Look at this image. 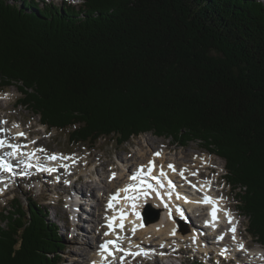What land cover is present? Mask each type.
<instances>
[{"label": "trees", "instance_id": "trees-1", "mask_svg": "<svg viewBox=\"0 0 264 264\" xmlns=\"http://www.w3.org/2000/svg\"><path fill=\"white\" fill-rule=\"evenodd\" d=\"M42 2L0 0V90L69 143L199 141L264 245V0ZM12 202L0 264H57L58 224L35 199Z\"/></svg>", "mask_w": 264, "mask_h": 264}, {"label": "rangeland", "instance_id": "rangeland-1", "mask_svg": "<svg viewBox=\"0 0 264 264\" xmlns=\"http://www.w3.org/2000/svg\"><path fill=\"white\" fill-rule=\"evenodd\" d=\"M51 1H53L56 5L61 4V0H51ZM66 1L70 2L75 7H77L81 2L80 0H66ZM39 3L40 5H42L41 2ZM6 91H10L8 92L10 93V96L8 97L7 101L5 100L4 95H3L5 94ZM19 97H20V93L17 91L16 87L14 86L9 87L3 91H0V118L4 117V118L9 119L8 122L11 127H13V125L16 124V125H21L22 128L28 129L30 132H37L38 137L41 138V141L43 142L45 146L48 147V149L54 150V152L61 151V153L63 152L68 156H71V155L75 156V159L77 160L76 163L80 167L83 164L84 160L85 162L87 160L89 164L92 161V163L95 165L96 163L99 164L98 160L100 159L102 161H105L106 166L104 167L97 164L96 168L93 169V167L88 165V167H85L84 169H82V171H80V172H83L84 178L80 177L79 181L81 183L77 184V186L75 185L74 187H76L77 193H78V190L81 192V196H82L81 198H83V201H85V203L81 204L78 209L80 210L79 212L82 216L86 215L83 213L87 212L86 210H88V203L86 202H91L93 204H100V206H103L105 197H102L101 193H102V187L105 183L104 181L107 180L109 177H113L114 175L112 176L111 175L112 173L117 174V171H112L114 169L120 170L118 171V173H121V175L125 173L123 168L121 167V160L127 158V159H130L131 162H135L136 161L135 159L139 157V154L143 150L150 151L147 146V143L149 142V138L153 139L152 141L155 142L151 146L152 150L153 149L163 150L162 147L165 148L164 145L166 144L171 145L170 151L167 150V148L164 151L165 152L164 156H166V158L167 157H174V158L182 157L185 160L187 159L191 160V159H194L192 158V156H189L192 151H201L202 153L204 152L209 153L208 151L204 149V146L200 144L199 141H190L186 146H180L179 144H177L175 141L171 140L170 138L157 137L153 135L152 133H144V134H141L142 136L139 135L137 137H133L128 142L121 144V145H118L116 141L112 138H102L94 146H89L87 144H80V143H69L67 140L68 136H67L66 131L57 130V129H51V130L49 129L45 131L44 133L43 129L46 127L42 124L39 125L38 116L34 115L30 110H28L25 107L16 106V102ZM212 160L214 162L213 164L214 173L216 175L220 174L221 178H224L225 161L216 155L212 158ZM75 170L77 171V168H75ZM61 172L66 174V169H62ZM34 176H35L34 177L35 179L32 180L33 183H24V182L14 181L8 188L6 195L0 194V211L4 208H8L11 206V204L13 203L12 198L14 196L19 197L21 201H23V203L25 204L27 203L29 198L35 199L38 203H40L47 209L48 218L51 221L58 224V228H59L58 232L60 234V240L64 248H60V250L57 251L56 263L57 264H82L80 263L81 260H83L84 263L87 262L89 260V257L94 255V250L88 246L84 249V252H83L82 247H79V245H77L78 242L75 241L76 238L77 240L80 239L78 241H81L82 240L81 237H84V238H87V237L83 236L82 234H79L80 236L76 235L75 236L76 238L72 237L71 228L68 227L67 229L65 225V223L70 224L69 211L71 210L72 206L69 205V201L71 202V199L68 195V190H69L68 181L72 176H68L67 180L65 179V177H63L64 179H61L62 180L61 182L59 180V184H55L56 181H54V179H47V177L39 175V174H34ZM89 179L91 180V183H92V190H91V187L89 186L87 189V186L85 184V182ZM34 185L35 187H33ZM106 185L107 184L105 183V187ZM217 189L218 190L222 189V184H219L217 186ZM224 189L226 192L229 191V195L227 194V196L229 198L228 200L229 205L231 203L230 207L232 206L231 208H234L237 211L238 213L237 217L240 218V222H241L240 233L243 236V239L248 241V248L250 249V251H248L249 258L253 256L254 259L258 260L260 258L258 250L261 249L264 251V248L259 246L256 243V241L252 239L250 234L245 230L247 219L245 216L242 217L241 215H239V212H238L239 209L237 207V200L235 196V193L237 190L229 189L227 186H225ZM61 199L63 201H59ZM98 212L99 210H96V213ZM90 217H93V215L91 214ZM81 218L82 220H84V217H81ZM183 220H185L184 216H183ZM190 222H191V218H190ZM192 225H193V220H192ZM80 227H82L84 231L85 230L88 231L86 232V234H89L90 241H94L92 238V235H93L92 229H95L97 231V229L95 228L94 222L92 223L91 221H89V219H87L82 222ZM78 228L79 227H76L77 231H78ZM97 236H99V234ZM200 243H201L199 246L200 252H195L196 251L195 248L190 249L187 252H182L181 254L182 258H184L186 261L185 264H191L192 260L195 258L198 259V261H203L204 259L207 260V257L205 254L209 256L210 254L209 249L218 248L217 245H214V244L211 245L209 241L206 243L204 239H201ZM95 244H96V241H95ZM183 246H186L185 242L183 243ZM156 247L153 246V248H156ZM73 251L75 254L77 253L79 254L83 252L85 253L84 256L86 257L83 259L77 258L75 261H73L75 259V256H72V255H75ZM227 252H230V251H227ZM237 253H238V256H235L232 254L233 257H231V254H230L228 255V257L230 256L231 258L237 259L238 261L241 259V261L244 262L243 258L245 254L242 255L241 252H235L234 254H237ZM213 256L216 257L215 254H213ZM146 260L147 258H144V259H141L135 262L134 264H149ZM217 260L220 261L222 259H219L218 257ZM218 261H217V264H218ZM233 262L234 260L233 261H229V259L222 260V264H233ZM235 264H241V263L235 262ZM243 264H247V263H243ZM251 264H253V262H251ZM260 264H262V262H260Z\"/></svg>", "mask_w": 264, "mask_h": 264}, {"label": "bare ground", "instance_id": "bare-ground-1", "mask_svg": "<svg viewBox=\"0 0 264 264\" xmlns=\"http://www.w3.org/2000/svg\"><path fill=\"white\" fill-rule=\"evenodd\" d=\"M8 92H10V91H6L5 94H3L6 101H7L8 97L10 96V93H8ZM39 123L42 124L40 121H39ZM3 127H7V126L0 125V128H3ZM8 128H9L10 134L8 136L0 135V141H4V143L12 141L11 145L18 143L14 137V134H16V132H19V131L30 132L29 130L25 131L24 128L21 127V125H16L15 127H14V125H13V127L8 125ZM46 129H48V128L46 127ZM44 133H45V131H44ZM152 140L153 139L149 138V142L147 143L148 149L150 151L143 150L139 154V157L138 158L136 157L137 159H135L136 160L135 162H131V160L127 159V158L121 160V167L123 168L125 173L123 175H121V173H118V171H120V170L114 169L112 171H117V174L115 173L117 178L112 179V177H109L107 180L104 181L107 185L105 187V183H104V185L102 187L101 196L105 197L103 206H100V204H91V206H93V207H90L88 209V213L90 215L92 214L93 217L89 216V217H86L84 220H82V218L79 219V222L76 225V227H79V228H78V231L77 230L75 231L74 235L80 236L79 234H82L83 236H86L87 238L81 237L82 240L78 241L80 239L77 240V238L74 235H73V237L76 238L75 241L78 242L77 245H79V247H82L83 252H84V249L88 246L91 247L95 252V248H97V244H95V240L96 239L98 240V238H97V237H99V236H97L98 234L101 235V239H106V238H120V239H122V240H120V245L117 248H118V250L123 249L127 253H129L131 251V249L134 250L137 247V245L143 246L144 248L149 249V250L155 249V248H153V246L154 247L158 246L163 239L169 240L175 244H179L180 242H183L185 239L187 241H190V239L192 238L191 237L192 233L189 232L191 225H189L186 221H183V216L181 214V211L180 210L178 211V208H180V206H182L180 204L181 202L184 204V206H187V209H186V212L184 213V215H187V216L189 215V217L191 218V222L193 219H195L197 223L207 227V229H208L207 236L210 237V239H212L211 242H209V243H211V245L214 244L217 246L220 243L218 240H215V238H216V236H218V232H219L218 227L222 224L223 219L220 216L215 215V220H213V217L210 216L208 213V210L210 212H212L213 208L212 209L206 208V211H203L205 224L202 223L199 220L197 213L193 208V202L192 201L195 200V198H193L191 196L190 190H187V187L192 185L195 182V179L198 177L194 173L196 169L204 170L205 172H207V171H210L214 168V165H213L214 162H213L212 158L215 155L211 154V153H206V152L202 153L201 151H192L189 156H192V158H194V159H191V160L190 159L185 160L182 157L181 158L180 157H175V158L174 157H167L166 158V156H164V154H165L164 151L166 150V148L168 149V146L165 145V148L162 147L163 150H159V149H153L152 150L151 146L155 143ZM40 141H41V138H40ZM35 143L31 142V140H27L25 142V144L23 142H21V145L24 149V151L21 155L23 157H28L29 152L33 151V146L35 145ZM17 146H19V145H17ZM39 150H45V148L42 147ZM39 150H36V151H39ZM59 152H61V151H59ZM59 152H56V153H59ZM156 153H159V155H155ZM52 156L56 157V159H53V160H56L57 164H62V166H63L62 169H64L65 167L67 168L65 175H68L70 172H73L72 177L77 176L78 180H80L79 175H80V173H81L80 171H82V169H84L85 167H88V165L93 167V169H94V168H96V165L98 164V163H96V165H95L91 161V163H90L91 165H90L89 162H87V160H86V162L84 160L83 164L80 167L77 165V163H76L77 160L75 159V156H73V155L68 156V155H64L63 153H61L60 155L59 154H56V155L52 154L51 157ZM98 161H99L98 165H101L103 167L106 166L105 161H102L101 159ZM153 161L155 162V164H154L153 169H151V165L149 162H153ZM169 165H172L175 170H173V168H169ZM75 168H77V171L75 170ZM137 170L141 174H146V173L149 174L148 179L150 181L148 184H149L150 188L152 189V192L148 193V194L145 193V195L147 194V199L149 200V203H146L144 206L146 208L153 207L154 209H157L160 213L159 219L156 221H151L149 218L143 219L144 214L140 208L142 206V203L139 202L136 206V214H139V219L141 221L138 226L137 225H133V226L127 225L125 228H119L118 227L119 220H117V221L113 222L116 225V228L109 229L108 226L106 225L105 221L109 217V213L115 205L113 197H115L116 195H119L122 188L124 186L128 185L127 181L129 180L130 177H132V175ZM181 172L183 173V175H181ZM212 172H214V171L212 170ZM113 174L114 173H112L111 175H113ZM56 175H58V174H55V176ZM2 177H4V176H2ZM64 177L67 180L68 176H64ZM166 177L170 178L172 180H175L176 184H175V186H173V188L169 186L170 180L167 179ZM154 178H160V181L162 182V187L160 189H159L158 185H155V184L159 183L158 179H156V181L153 184ZM211 179L218 180L219 178L216 176H211V177H209V180H211ZM136 180L139 181L140 180L139 177L136 178ZM163 180L165 181V183L163 182ZM7 184L10 187L11 184L8 182H7ZM85 184L87 186V189L89 186V187H91V190H92V183H91L90 179L87 180L85 182ZM0 186L2 189L4 188V187H2V185H0ZM73 189L77 193L76 187L73 186ZM153 189H154V191H153ZM222 195H223V199L221 201V204H223L221 207L222 210L223 211H232L236 215H238L237 211L234 208H231L232 206L230 207L231 203L229 205V203H228L229 198L227 196V193L222 191ZM218 196H220V195H218ZM75 199L76 198H73V200H75ZM110 202L112 204V207H109ZM95 208H97V209H95ZM94 209H95V211H94ZM96 210H99V212L96 213ZM79 211L80 210H78V212ZM238 212L240 213V210H238ZM186 213H188V214H186ZM236 218H238V217H236ZM87 219H89V221H91L92 223L94 222L95 228L97 229V231L95 229H92V232H93L92 238L94 241H90L89 234H86V232H88V231H86V230L84 231V229H82V227H80L82 222L87 220ZM233 223H236L239 226V232H240V230H241L240 218H238L237 220L234 219ZM195 226L199 230L200 229H201V231L203 230V228L197 226L193 220V227L195 228ZM175 227L179 228L176 235L172 234V232H171L172 229H174ZM233 228L235 229V227H233ZM133 230H135V231H133ZM183 231H185V232L183 233ZM224 232L226 233L225 230H224ZM106 233H107V235H106ZM198 238H199V241L202 239V238H200V236ZM238 238L241 239L238 236H237V239L231 238L232 242L229 239L225 238L224 244L231 243L232 244L231 247L235 246V248H230V247H227V244L223 245L224 247H226V249H225L226 251H230L231 257H233V255L238 256V253L237 254H234V253L237 251L240 252L239 246H238V244H239ZM203 239L206 243L208 242V239L206 237ZM223 239L224 238H222L220 240H223ZM242 240L244 241V243H246V246L243 245L244 246L243 251L241 252L242 255L245 254L244 255L245 259L243 258V261H244L243 263L251 264V262H253V264L254 263L260 264V262H262V264H264V253H263L264 251L261 249L258 250L259 257H260L258 260L254 259L253 256L249 258V252L248 251H250V249L247 246L248 241H246L244 239H242ZM236 248H237V251L235 250ZM83 252H81L79 254L78 253L75 254L73 251V253L75 254V255H72V256H75V259L73 261H75L77 258H80V259L85 258L86 256H84L85 253H83ZM86 254H87V252H86ZM205 255L207 257V260L204 259V261L208 262L209 256H207V254H205ZM220 255L223 256V253H221ZM93 260H94V255L90 256L89 260L87 262L84 263V261L81 260L83 262L80 261V263L90 264V261H93Z\"/></svg>", "mask_w": 264, "mask_h": 264}, {"label": "snow or ice", "instance_id": "snow-or-ice-1", "mask_svg": "<svg viewBox=\"0 0 264 264\" xmlns=\"http://www.w3.org/2000/svg\"><path fill=\"white\" fill-rule=\"evenodd\" d=\"M16 125H14V127H15ZM19 135H23V133H19ZM3 146H5V144H4V141H0V147H3ZM8 147H10V148H12L13 149V151H15V149H16V147L17 146H15V145H7ZM155 155H159V153H156ZM50 159H56V157L55 156H52V157H50ZM150 163V165H151V162H149ZM169 168H173V166L172 165H169ZM11 169H10V167L8 166V165H6V164H4V163H0V171H10ZM173 170H175L174 168H173ZM113 175H115V174H113ZM181 175H183V173L181 172ZM132 179H135V176H133V177H131ZM128 189L127 188H125L124 189V191H127ZM116 197H113V199H115ZM203 202H205V203H213V205H215V202L214 201H211L208 197H205L204 198V201ZM109 207H112V204H111V202L109 203ZM133 207H134V205H133ZM215 211H216V209H215V206L213 207V210H212V212H211V215H212V217H213V220H215ZM121 219H123V217H121ZM229 223H231V219L229 220ZM109 227L111 228V224H109ZM121 227H122V225H121ZM133 231H135V230H133ZM231 231H235V229L234 228H232L231 229ZM106 235H107V233H106ZM223 237L221 236V237H218V239H222ZM233 239H235V236H233ZM107 243H113L112 241H108ZM239 247L241 248V249H243V244H241V245H239ZM101 248L102 249H104L105 251H107V245L105 244V245H101Z\"/></svg>", "mask_w": 264, "mask_h": 264}, {"label": "water", "instance_id": "water-1", "mask_svg": "<svg viewBox=\"0 0 264 264\" xmlns=\"http://www.w3.org/2000/svg\"><path fill=\"white\" fill-rule=\"evenodd\" d=\"M149 214H150V211H147V212L145 213V217L147 218V217L149 216ZM154 219H156V218H154Z\"/></svg>", "mask_w": 264, "mask_h": 264}]
</instances>
